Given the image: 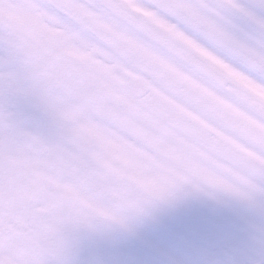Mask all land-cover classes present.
I'll use <instances>...</instances> for the list:
<instances>
[{"label": "snow or ice", "instance_id": "snow-or-ice-1", "mask_svg": "<svg viewBox=\"0 0 264 264\" xmlns=\"http://www.w3.org/2000/svg\"><path fill=\"white\" fill-rule=\"evenodd\" d=\"M194 194L264 216V0H0V264Z\"/></svg>", "mask_w": 264, "mask_h": 264}, {"label": "flooded vegetation", "instance_id": "flooded-vegetation-1", "mask_svg": "<svg viewBox=\"0 0 264 264\" xmlns=\"http://www.w3.org/2000/svg\"><path fill=\"white\" fill-rule=\"evenodd\" d=\"M130 230L80 231L72 264H249L260 259L264 216L229 197L204 194L160 204Z\"/></svg>", "mask_w": 264, "mask_h": 264}, {"label": "rangeland", "instance_id": "rangeland-1", "mask_svg": "<svg viewBox=\"0 0 264 264\" xmlns=\"http://www.w3.org/2000/svg\"><path fill=\"white\" fill-rule=\"evenodd\" d=\"M256 255H260L261 256V254H259V253H256Z\"/></svg>", "mask_w": 264, "mask_h": 264}, {"label": "water", "instance_id": "water-1", "mask_svg": "<svg viewBox=\"0 0 264 264\" xmlns=\"http://www.w3.org/2000/svg\"><path fill=\"white\" fill-rule=\"evenodd\" d=\"M256 264H258V262Z\"/></svg>", "mask_w": 264, "mask_h": 264}]
</instances>
